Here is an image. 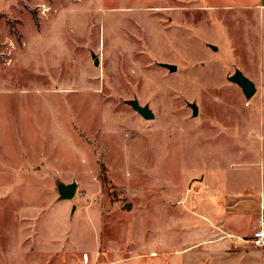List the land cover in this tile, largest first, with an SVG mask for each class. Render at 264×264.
<instances>
[{
    "label": "rangeland",
    "instance_id": "374dc122",
    "mask_svg": "<svg viewBox=\"0 0 264 264\" xmlns=\"http://www.w3.org/2000/svg\"><path fill=\"white\" fill-rule=\"evenodd\" d=\"M230 4L0 0V264H211L227 170L264 162L256 20Z\"/></svg>",
    "mask_w": 264,
    "mask_h": 264
},
{
    "label": "crops",
    "instance_id": "0c3cea01",
    "mask_svg": "<svg viewBox=\"0 0 264 264\" xmlns=\"http://www.w3.org/2000/svg\"><path fill=\"white\" fill-rule=\"evenodd\" d=\"M230 1L229 7L252 10L256 20L259 80L264 89V0H242L237 4L235 0ZM224 180L226 229L216 228L224 236L211 241L202 239L196 249L211 252L212 256L207 259L211 264H264V239L261 246L254 244V233L262 230L264 234V162L227 170Z\"/></svg>",
    "mask_w": 264,
    "mask_h": 264
},
{
    "label": "water",
    "instance_id": "95a60500",
    "mask_svg": "<svg viewBox=\"0 0 264 264\" xmlns=\"http://www.w3.org/2000/svg\"><path fill=\"white\" fill-rule=\"evenodd\" d=\"M213 50H215V47H212ZM93 58V64L94 66H98L99 61L98 58L94 55H92ZM164 68L168 69L170 72H174L176 70L175 66L170 65H161ZM232 81L235 82L241 89L242 93L245 95L247 99H250L254 96L256 89L254 86V83L250 81L248 78H246L243 74L240 72H237L235 76L232 78ZM131 108L133 111H135L137 114H139L142 118L145 120H153L154 115L148 110L146 107H141L138 105V102L136 100H133L130 102ZM190 108L192 109V116L195 117L197 115V108L195 104H189ZM77 189V184L75 182H72L70 184H63L58 183L56 190L58 194V200L60 201H68L72 200L75 196Z\"/></svg>",
    "mask_w": 264,
    "mask_h": 264
},
{
    "label": "built area",
    "instance_id": "2783aa9c",
    "mask_svg": "<svg viewBox=\"0 0 264 264\" xmlns=\"http://www.w3.org/2000/svg\"><path fill=\"white\" fill-rule=\"evenodd\" d=\"M254 238H255L254 244L256 246H261L262 245V242H263V239H264L263 231L260 230V231H258L256 233H254Z\"/></svg>",
    "mask_w": 264,
    "mask_h": 264
}]
</instances>
